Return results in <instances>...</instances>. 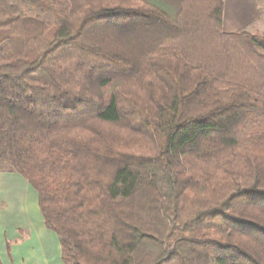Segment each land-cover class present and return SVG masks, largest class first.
I'll use <instances>...</instances> for the list:
<instances>
[{"label":"trees","instance_id":"trees-1","mask_svg":"<svg viewBox=\"0 0 264 264\" xmlns=\"http://www.w3.org/2000/svg\"><path fill=\"white\" fill-rule=\"evenodd\" d=\"M225 0H0V172L64 264H264V29Z\"/></svg>","mask_w":264,"mask_h":264},{"label":"crops","instance_id":"crops-1","mask_svg":"<svg viewBox=\"0 0 264 264\" xmlns=\"http://www.w3.org/2000/svg\"><path fill=\"white\" fill-rule=\"evenodd\" d=\"M263 15L264 0H225L223 30L246 29ZM0 264H64L57 234L43 223L36 191L15 172H0Z\"/></svg>","mask_w":264,"mask_h":264},{"label":"rangeland","instance_id":"rangeland-1","mask_svg":"<svg viewBox=\"0 0 264 264\" xmlns=\"http://www.w3.org/2000/svg\"><path fill=\"white\" fill-rule=\"evenodd\" d=\"M263 28H264V15L261 16L259 22H257L256 24H254L251 27H248L246 29L253 33V32H261V31H263Z\"/></svg>","mask_w":264,"mask_h":264}]
</instances>
